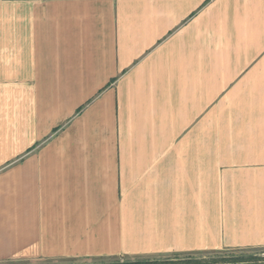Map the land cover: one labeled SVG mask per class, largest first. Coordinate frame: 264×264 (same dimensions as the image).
<instances>
[{"label":"crops","instance_id":"1","mask_svg":"<svg viewBox=\"0 0 264 264\" xmlns=\"http://www.w3.org/2000/svg\"><path fill=\"white\" fill-rule=\"evenodd\" d=\"M264 248V0H0V264Z\"/></svg>","mask_w":264,"mask_h":264},{"label":"trees","instance_id":"2","mask_svg":"<svg viewBox=\"0 0 264 264\" xmlns=\"http://www.w3.org/2000/svg\"><path fill=\"white\" fill-rule=\"evenodd\" d=\"M226 252V251H225ZM184 256L180 254L172 255L168 259L164 260H114V261H94V262H72L68 264H248L253 262L254 259L246 258H230V259H181L179 257Z\"/></svg>","mask_w":264,"mask_h":264},{"label":"rangeland","instance_id":"3","mask_svg":"<svg viewBox=\"0 0 264 264\" xmlns=\"http://www.w3.org/2000/svg\"><path fill=\"white\" fill-rule=\"evenodd\" d=\"M168 258H153V259H142V260H164ZM179 258L208 259L209 261H211L212 259L219 260V259H230V258H246V259L248 258V259H254L253 262H250L248 264H264V248L226 251L219 253L184 255Z\"/></svg>","mask_w":264,"mask_h":264}]
</instances>
